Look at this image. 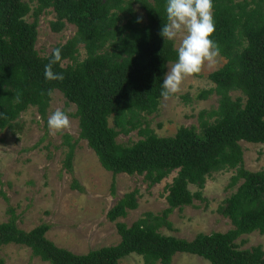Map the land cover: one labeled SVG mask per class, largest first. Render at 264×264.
I'll list each match as a JSON object with an SVG mask.
<instances>
[{
	"label": "trees",
	"instance_id": "trees-1",
	"mask_svg": "<svg viewBox=\"0 0 264 264\" xmlns=\"http://www.w3.org/2000/svg\"><path fill=\"white\" fill-rule=\"evenodd\" d=\"M165 7L166 0H37L34 8L27 0H0L1 132L15 129L30 107L45 116L54 91L59 90L68 104L76 106L80 139L87 140L106 170L115 176H144L149 188L177 171L166 186L168 205L161 214L147 212V218L132 225L117 222L139 207L138 188L121 196L109 210L107 217L117 222L121 236L117 244L75 253L46 236L47 223L22 229L10 208L12 216L0 223V249L9 244L26 246L50 264H121L132 254L142 256L143 264H173L176 254L187 252L211 264H264L262 245L244 248L246 240L238 241L245 234H264V169L245 167L241 144L264 143V0H214L212 39L226 62L209 76L215 87L202 90L198 97L208 99L216 93L219 106L200 113V128L183 125L172 136H160L147 119L165 98L161 84L168 64L178 59L174 40L160 35L167 23ZM50 11L56 16L51 22L54 32H62L67 23L77 31L43 56L36 48L38 21ZM29 15L34 21L27 19ZM81 47L87 54L83 60ZM56 49L63 63H71L63 69L53 65V71L62 72L64 78L47 80L44 68ZM233 92L242 96L234 98ZM135 130L137 141H118L120 135ZM78 141L70 143L66 154L69 171ZM226 170H234L228 188L237 190L218 210L230 219L232 228L200 232L192 240L162 232V226H172L168 216L175 209L203 199L213 172ZM190 185L198 190L193 192ZM112 191L116 193V182Z\"/></svg>",
	"mask_w": 264,
	"mask_h": 264
},
{
	"label": "rangeland",
	"instance_id": "rangeland-1",
	"mask_svg": "<svg viewBox=\"0 0 264 264\" xmlns=\"http://www.w3.org/2000/svg\"><path fill=\"white\" fill-rule=\"evenodd\" d=\"M34 8L37 0H27ZM141 14L138 5L135 6ZM27 19L32 22L34 17ZM56 20L50 11L40 15L38 21V40L36 48L43 56L50 54L59 44H65L72 38L77 27L67 23L62 32L56 33L51 22ZM184 33H178L174 42L180 46ZM87 56L81 47L80 60ZM226 62L218 55L214 62H205L200 76H186L177 93L165 97L153 114L147 115L150 127L160 136L175 135L181 126L200 128V113L217 108L219 95L211 94L208 99L198 95L204 89L215 87L209 76ZM71 63L69 60L65 65ZM174 63H169L168 68ZM234 98L242 96L233 92ZM184 97H189L187 100ZM246 103V102H245ZM57 108L66 111L70 117V127L55 135L49 133L47 118ZM76 106L68 104L59 90L54 91L48 112L42 116L36 107L23 112L15 129L0 131V223L8 221L13 208L19 226L30 231L47 223L50 225L46 236L61 248L75 253L86 254L92 249L117 244L121 240L117 222L132 225L139 219L147 218V212L161 214L167 207L166 186L173 181L177 171L171 173L162 182L149 188L144 176L114 175L100 163L87 140L80 139L78 119L74 116ZM113 125V119H110ZM66 134L71 138H66ZM140 138L135 130L129 135H120V143H131ZM73 170L65 165L70 143H75ZM244 148L245 167L252 171L264 169V143L241 141ZM234 170L213 172L207 178L203 189V199H197L195 205L177 208L168 216L171 227L162 226V232L189 240L200 233L227 231L233 225L229 218L218 210L225 199L237 188H228ZM78 182L79 188L75 182ZM116 182V193L112 184ZM82 188V189H81ZM138 188L139 207L117 222L107 217L109 210L125 193ZM193 192L198 190L190 185ZM243 247L262 245L264 234L254 232L243 235ZM0 264H50L33 255L32 249L17 244H9L0 249ZM121 264H143L140 255L132 254ZM173 264H211L207 259L191 253H179L174 256Z\"/></svg>",
	"mask_w": 264,
	"mask_h": 264
},
{
	"label": "clouds",
	"instance_id": "clouds-1",
	"mask_svg": "<svg viewBox=\"0 0 264 264\" xmlns=\"http://www.w3.org/2000/svg\"><path fill=\"white\" fill-rule=\"evenodd\" d=\"M214 0H166L167 23H163L160 35L164 40H173L178 33H184L177 49L178 59L164 74L161 95L167 97L180 90L186 76L199 73L205 62H214L220 54L219 44L212 39L215 32ZM138 18L137 22H140ZM63 69L61 53L56 49L50 62L45 65L47 80H62V72H54L53 65ZM47 127L51 135L70 127V117L66 111L57 108L47 118Z\"/></svg>",
	"mask_w": 264,
	"mask_h": 264
}]
</instances>
